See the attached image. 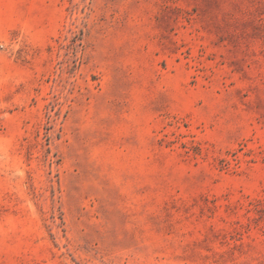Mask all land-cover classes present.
<instances>
[{
  "label": "rangeland",
  "instance_id": "rangeland-1",
  "mask_svg": "<svg viewBox=\"0 0 264 264\" xmlns=\"http://www.w3.org/2000/svg\"><path fill=\"white\" fill-rule=\"evenodd\" d=\"M0 264H264V0H0Z\"/></svg>",
  "mask_w": 264,
  "mask_h": 264
}]
</instances>
